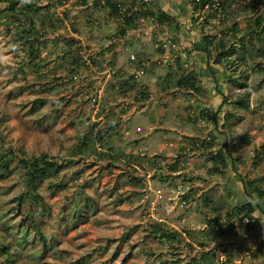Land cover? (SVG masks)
Returning <instances> with one entry per match:
<instances>
[{
  "label": "rangeland",
  "instance_id": "1",
  "mask_svg": "<svg viewBox=\"0 0 264 264\" xmlns=\"http://www.w3.org/2000/svg\"><path fill=\"white\" fill-rule=\"evenodd\" d=\"M201 1L0 0V264H264V0Z\"/></svg>",
  "mask_w": 264,
  "mask_h": 264
},
{
  "label": "trees",
  "instance_id": "2",
  "mask_svg": "<svg viewBox=\"0 0 264 264\" xmlns=\"http://www.w3.org/2000/svg\"><path fill=\"white\" fill-rule=\"evenodd\" d=\"M207 1L202 0L199 3V5H201L202 7L207 6L208 3L210 4V2ZM112 10L114 14L118 13V9H116L115 6H112ZM156 22L162 24L163 18L159 17ZM256 23L257 26L260 25L259 21ZM205 50L206 49L203 48V51ZM29 169H30V174L28 176V186L33 189L36 182L50 178L51 174L55 171V164L45 159L35 160L34 162L29 163ZM242 210L246 211L247 214H252L254 212L252 206L249 203L242 205L241 211ZM172 239L175 240L176 238H172Z\"/></svg>",
  "mask_w": 264,
  "mask_h": 264
},
{
  "label": "built area",
  "instance_id": "3",
  "mask_svg": "<svg viewBox=\"0 0 264 264\" xmlns=\"http://www.w3.org/2000/svg\"><path fill=\"white\" fill-rule=\"evenodd\" d=\"M209 2H210V4L213 6V7H215V8H217V7H219V3H215V1L216 0H208Z\"/></svg>",
  "mask_w": 264,
  "mask_h": 264
}]
</instances>
